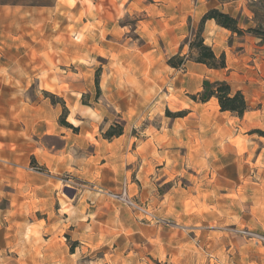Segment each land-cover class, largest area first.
I'll return each mask as SVG.
<instances>
[{"label":"rangeland","instance_id":"rangeland-1","mask_svg":"<svg viewBox=\"0 0 264 264\" xmlns=\"http://www.w3.org/2000/svg\"><path fill=\"white\" fill-rule=\"evenodd\" d=\"M10 1L19 3H0V264H233L224 242L199 246L194 232L190 238L196 248L158 261L148 241L127 230L132 222L124 226L130 214L139 222L151 221L109 195L126 185L131 199L153 213L137 197L143 160L134 151L163 117L150 119L156 111H135L130 103L115 109L102 88L97 90L96 76L123 70L120 56L137 52L144 42L142 21L162 0H54L48 8L28 5L31 0ZM260 16L264 19V10ZM245 56L236 72L241 77L232 84L249 100L261 97L252 104L259 113L240 123L241 134L254 137L241 139L240 145L260 151L264 134L256 130L264 132V40L249 45ZM133 82L128 80L130 87ZM169 100L175 107V97ZM120 127L121 136L106 138L110 128ZM189 173L175 181L218 182L226 188L258 180L246 173ZM234 193L239 203L233 214L223 210L224 231L264 247L235 232L248 228L246 221L254 219L248 212L257 205L253 196L264 191ZM88 214L89 220L83 218ZM231 216L239 220L230 223Z\"/></svg>","mask_w":264,"mask_h":264},{"label":"crops","instance_id":"crops-1","mask_svg":"<svg viewBox=\"0 0 264 264\" xmlns=\"http://www.w3.org/2000/svg\"><path fill=\"white\" fill-rule=\"evenodd\" d=\"M212 8L238 17L243 28L255 24L246 0H197L196 3L194 0H162L148 9L149 18L142 21L143 44L136 53L120 56L123 70H110L100 76V89L115 109L125 110V105L130 103L129 109L135 111H156L149 114L150 119L157 115L163 117L159 128L142 140L134 153L143 160L137 197L156 217L166 222H139L130 214L124 226L128 227L131 221L127 230L147 240L152 254L160 262L172 261L174 256L181 257L196 248L190 238V233L194 232L199 246L211 244L212 240L224 242L233 264H264V247L229 236L222 225L225 223L223 210L233 214V208L239 203L240 195L233 191H264V147L254 151L246 146L245 151V146L240 145L241 139L246 137L252 141L254 137L249 133L241 134L240 123L259 113L252 104L253 99L258 100L261 95L247 99L251 108L243 117L222 111L214 96L205 102L199 99L206 80L227 81L234 90L243 91L241 87L234 88L232 81L236 76L241 77L236 72L245 65L249 45L261 39L251 34L239 36L218 25L214 19H208L202 33L205 43L217 55L225 53L227 67L212 69L203 63L188 61L184 69H177L168 64L171 56L189 53L192 32ZM128 80H134L136 86L130 87ZM193 95L198 99H193ZM170 97H175V107ZM167 110L185 113L181 117H171L164 115ZM191 169L199 174L218 176L255 174L258 180L241 184L231 181L226 188L218 182L204 184L193 180L181 185L175 181L178 175L189 176ZM224 190L229 192L224 193ZM253 198L257 205L248 213L254 219H248L246 224L264 233V193ZM83 218L89 220V214ZM83 218L76 222H83L80 220ZM238 220L232 216L228 218L230 223Z\"/></svg>","mask_w":264,"mask_h":264},{"label":"trees","instance_id":"trees-1","mask_svg":"<svg viewBox=\"0 0 264 264\" xmlns=\"http://www.w3.org/2000/svg\"><path fill=\"white\" fill-rule=\"evenodd\" d=\"M1 4H18V1L0 0ZM54 0H31L28 5L33 6H51ZM249 8L254 14L255 24L247 28L240 25L238 17L231 15L219 8L209 9L203 16L201 23L196 31L193 32L192 38L189 40L190 51L188 54L182 55L178 53L168 59V64L177 69H184L188 61L203 63L212 69H223L227 67L225 53L217 55L213 48L205 43L203 37L204 23L208 19H214L216 23L239 36L251 34L264 40V19H261L260 12L264 10V0H250ZM96 87L100 89V76H96ZM218 99L220 109L222 111H230L238 117H243L250 110V104L242 90H234L227 81H204L203 91L199 94V99L203 102L208 101L211 97ZM193 99H198L197 95H193ZM185 112H171L167 110V115L171 117H181ZM260 134H264L261 130H256ZM123 128L118 130L110 128L105 136L110 139L114 136H121Z\"/></svg>","mask_w":264,"mask_h":264},{"label":"built area","instance_id":"built-area-1","mask_svg":"<svg viewBox=\"0 0 264 264\" xmlns=\"http://www.w3.org/2000/svg\"><path fill=\"white\" fill-rule=\"evenodd\" d=\"M109 195L113 199H115L121 203H124L128 206H132V207L137 208V210H139L147 218V220H149L151 222H154V221L158 222V223L166 222L164 219L156 217L152 212L148 211L147 208H144V207L138 205L136 202H134L131 199V197L128 195L126 185H124L122 191L110 193ZM235 232L241 234L243 237L247 238L248 240H250L254 243L262 244L264 246V233L263 232H259L257 230L250 229V228L236 229Z\"/></svg>","mask_w":264,"mask_h":264}]
</instances>
